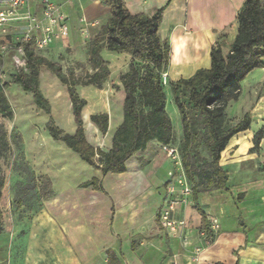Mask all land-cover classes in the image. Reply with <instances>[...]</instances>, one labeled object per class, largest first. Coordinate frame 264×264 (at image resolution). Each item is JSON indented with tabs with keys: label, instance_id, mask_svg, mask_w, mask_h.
Listing matches in <instances>:
<instances>
[{
	"label": "crops",
	"instance_id": "0c3cea01",
	"mask_svg": "<svg viewBox=\"0 0 264 264\" xmlns=\"http://www.w3.org/2000/svg\"><path fill=\"white\" fill-rule=\"evenodd\" d=\"M52 1L62 6L69 24H75L82 15L97 25L103 13L110 11L104 0ZM124 1L133 14L152 16L164 8L159 33L170 43V66L166 72L169 81L190 78L197 70L211 67V51L218 39L223 36L225 52L228 41L230 47L238 34L237 16L245 2ZM39 3L40 0H30L33 10H40ZM81 38L80 32L71 33L70 28L69 34L47 51L76 50L77 45H82ZM42 76L43 70L40 82ZM110 78L100 89V93L108 94L103 105L88 109L87 103L83 108L86 135L92 145L104 150L111 147L113 134L124 115L122 83L119 79L113 84ZM113 103L117 112L111 108ZM249 111L253 119L250 128L230 140L220 160L229 175L231 190L202 193L197 200L192 196L188 204H181L173 219L184 224H178L175 231L165 228L160 220L173 163L159 143L150 142L145 150L137 151L126 162L123 173H108L104 177L78 154L66 152L65 158L51 157L63 178L72 173L70 161L91 173L60 190L53 188L54 196L33 219L18 216L3 222L0 264H110V259L113 264H264V138L259 148L252 150L255 135L264 131L263 102L259 100ZM106 112L110 126L103 135L91 122V116ZM174 113L180 115L178 107ZM255 120L262 128H253ZM260 163L261 172L244 168L247 164L259 167ZM94 177L103 179L101 190L81 186ZM201 211L209 224L213 219L220 224L209 241L201 233L205 228Z\"/></svg>",
	"mask_w": 264,
	"mask_h": 264
},
{
	"label": "trees",
	"instance_id": "16d2710c",
	"mask_svg": "<svg viewBox=\"0 0 264 264\" xmlns=\"http://www.w3.org/2000/svg\"><path fill=\"white\" fill-rule=\"evenodd\" d=\"M104 3L110 8L111 15L88 46V65L93 69L91 74L75 78L74 71L65 72L60 63L38 53L28 42L23 45L25 69L12 73L10 82L3 83L0 79V118L12 120L15 111L6 93L10 83L18 84L25 92L31 93L38 108L46 114L52 113L50 100L43 95L40 82L43 67L52 71L67 86L77 129L70 134L51 121L50 134L80 155L89 166L99 169L102 177L126 171V162L137 151L145 150L150 142L164 146L175 141L174 125L166 106L168 92L162 77L170 66L171 58L170 43L159 33L164 8L150 16L131 13L124 0H104ZM237 18L238 34L228 53L224 52L221 36L211 51L210 68L199 69L190 78L168 80L183 124L184 139L179 150L194 201L202 193L231 190L228 187L229 175L221 165V156L230 140L236 134L247 131L252 123L249 112L235 125H230L227 108L240 98L241 84L248 73L264 67V0H245ZM104 48L131 56L128 70L119 76L125 93L123 120L114 132L108 150L90 143L83 120V108L87 101L76 89L77 85L104 88L111 75L110 67L101 55ZM91 122L103 135L107 134L110 126L107 112L92 114ZM199 126H202L201 129ZM263 138L264 131L258 132L253 151L259 148ZM198 144L206 149L207 157L202 155ZM9 149L7 132L0 123V158ZM28 177V189L36 190L35 195L43 201L52 199L53 184L46 175H36L31 171ZM102 183L101 177H94L81 186L101 190ZM4 186L0 175V201ZM201 212L204 227L209 230L208 218ZM3 231V223L0 222V233ZM110 264H113L111 259Z\"/></svg>",
	"mask_w": 264,
	"mask_h": 264
},
{
	"label": "rangeland",
	"instance_id": "374dc122",
	"mask_svg": "<svg viewBox=\"0 0 264 264\" xmlns=\"http://www.w3.org/2000/svg\"><path fill=\"white\" fill-rule=\"evenodd\" d=\"M110 15V11L103 13L99 18L100 23L97 25L91 23L87 18L86 23L81 22L80 19L86 17L82 15L76 18L75 24L70 22L71 33L77 32L79 34L80 32L82 35V45H77L76 50L66 49L64 52H49L47 48L46 50H38L37 52L60 63L65 72L74 71L75 78H84L93 72L92 67L88 65V46L90 41L99 33L102 26L108 23ZM8 37L12 38V35L0 33V79L3 83L10 82L11 74L19 71L14 66L13 54H5L4 56L1 54V46L8 42ZM229 44L230 42L228 41L225 53L230 49ZM101 51L103 60H106L110 67L111 83L115 84L119 80V73L127 70L130 56L126 52H114L106 48ZM42 70L41 91L50 100L52 113L46 114L38 108L32 94L25 92L18 84L10 83L9 87L6 88V93L15 111V116L12 120L0 118V123L5 127L7 140H9L10 144V149L6 155L0 158V175L3 177L5 183L0 201V222L2 223L6 220L10 221L11 218L15 220L18 216L20 219H24V217L26 219H33L44 204L50 201H43L39 196L35 195L36 190L27 188L30 185L28 176L31 171H34L36 175H46L56 190L62 189L69 182L80 181V179L85 178L91 173H88L87 168H83L76 162L70 161L68 163H70L72 173H67L69 176L63 178L60 173H57L58 170L55 163L51 161V157L54 156L60 159L65 158L66 152L78 155L70 150L62 141L56 140L51 136L50 122L52 121L63 131L70 134L75 133L76 123L74 122V113L67 86L59 81L57 76L46 67H43ZM241 86L242 94L240 98L231 102V105L227 108V118L230 125H235V123L243 119V115L248 113L249 108L256 107L259 100L263 102L264 106V67L257 68L248 73V76L242 81ZM165 87L166 92H168V113L174 125L175 141L172 146L180 149V145L184 139V134L182 133L183 124L180 115L178 116L174 113L177 106H175L173 96H171L168 81L165 82ZM76 89L78 94L89 104L88 109L103 105V102L106 101V95H108L105 91L100 93V89L94 85H77ZM115 96L117 97V93ZM115 105L113 103L111 108H113L114 112H117ZM88 109H86L85 113H88ZM258 126L262 128V124L258 125L255 120L253 128L258 130ZM201 127L199 126L198 128L201 129ZM88 134H90V131H88ZM197 147L201 150L202 155L207 157L206 149L199 144ZM160 149L168 158L166 150L164 151L162 147ZM257 165L247 164L244 168L250 172L253 168L256 169V172H261L262 168L260 165L262 163L259 164V167Z\"/></svg>",
	"mask_w": 264,
	"mask_h": 264
},
{
	"label": "built area",
	"instance_id": "2783aa9c",
	"mask_svg": "<svg viewBox=\"0 0 264 264\" xmlns=\"http://www.w3.org/2000/svg\"><path fill=\"white\" fill-rule=\"evenodd\" d=\"M40 10H33L30 0H0V33L11 34L8 42L1 46V54H13L16 68L25 69L26 54L24 43L31 42L36 51L46 50L54 43L67 36L70 31L69 18L61 5L52 0H40ZM81 22L86 23L83 17ZM166 150L173 167L169 172L170 180L166 185V199L160 212L162 225L176 230L178 224L173 214L181 206L188 204L193 196V190L186 176L180 150L172 145L162 146ZM220 224L217 219L211 220L209 230L201 233L209 241L217 234Z\"/></svg>",
	"mask_w": 264,
	"mask_h": 264
},
{
	"label": "bare ground",
	"instance_id": "6f19581e",
	"mask_svg": "<svg viewBox=\"0 0 264 264\" xmlns=\"http://www.w3.org/2000/svg\"><path fill=\"white\" fill-rule=\"evenodd\" d=\"M163 77H164V79H165L164 82H167V81L169 80V77H168L167 73H165ZM168 107H169V106H168ZM170 108H171V107H170ZM167 109H168V108H167Z\"/></svg>",
	"mask_w": 264,
	"mask_h": 264
}]
</instances>
